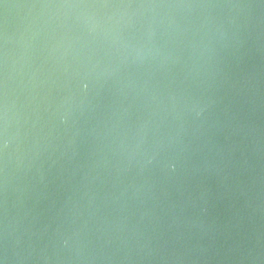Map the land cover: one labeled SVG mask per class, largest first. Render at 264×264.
<instances>
[{"label":"water","instance_id":"obj_1","mask_svg":"<svg viewBox=\"0 0 264 264\" xmlns=\"http://www.w3.org/2000/svg\"><path fill=\"white\" fill-rule=\"evenodd\" d=\"M2 264H264V0H0Z\"/></svg>","mask_w":264,"mask_h":264},{"label":"clouds","instance_id":"obj_2","mask_svg":"<svg viewBox=\"0 0 264 264\" xmlns=\"http://www.w3.org/2000/svg\"><path fill=\"white\" fill-rule=\"evenodd\" d=\"M0 264H2V262H0Z\"/></svg>","mask_w":264,"mask_h":264}]
</instances>
